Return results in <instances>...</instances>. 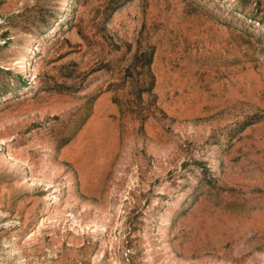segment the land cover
<instances>
[{"label":"rangeland","instance_id":"374dc122","mask_svg":"<svg viewBox=\"0 0 264 264\" xmlns=\"http://www.w3.org/2000/svg\"><path fill=\"white\" fill-rule=\"evenodd\" d=\"M0 264H264V0H0Z\"/></svg>","mask_w":264,"mask_h":264}]
</instances>
